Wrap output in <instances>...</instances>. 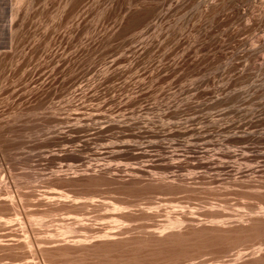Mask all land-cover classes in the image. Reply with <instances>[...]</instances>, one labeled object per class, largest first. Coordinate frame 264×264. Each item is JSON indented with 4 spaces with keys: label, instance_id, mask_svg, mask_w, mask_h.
Returning a JSON list of instances; mask_svg holds the SVG:
<instances>
[{
    "label": "rangeland",
    "instance_id": "obj_1",
    "mask_svg": "<svg viewBox=\"0 0 264 264\" xmlns=\"http://www.w3.org/2000/svg\"><path fill=\"white\" fill-rule=\"evenodd\" d=\"M155 1L0 0V264H264V0Z\"/></svg>",
    "mask_w": 264,
    "mask_h": 264
},
{
    "label": "bare ground",
    "instance_id": "obj_2",
    "mask_svg": "<svg viewBox=\"0 0 264 264\" xmlns=\"http://www.w3.org/2000/svg\"><path fill=\"white\" fill-rule=\"evenodd\" d=\"M76 1V0H75ZM157 1V0H156ZM155 1V2H156ZM164 0H158L156 3H154L155 5H152L153 7H151V10L149 11L150 12V14H153L156 10H158V8H160L161 7V5H162V2H163ZM73 2V1H72ZM75 3V2H74ZM73 3V4H74ZM183 4V3H182ZM151 5V4H150ZM74 6V5H73ZM213 6V5H212ZM72 7V6H71ZM213 8V7H212ZM135 9V8H134ZM146 9H148L149 10V8H146ZM210 9V8H209ZM145 10V9H144ZM143 10V11H144ZM71 11H72V9H71ZM141 11V10H140ZM211 11V10H210ZM213 11V10H212ZM157 12V11H156ZM129 13V12H128ZM144 13V12H143ZM146 13V12H145ZM144 13V14H145ZM132 14V13H131ZM130 14V15H131ZM137 14V13H136ZM148 14V13H147ZM155 15V14H154ZM132 16V15H131ZM139 16V15H138ZM146 16V15H145ZM141 17H142V15H141ZM148 17H150V15L148 16ZM137 18H139V17H136V19ZM145 18H147V17H145ZM126 19V18H125ZM129 19V18H128ZM125 21V20H124ZM129 21V20H128ZM147 21V20H146ZM132 22V21H131ZM131 22H129L130 24H131ZM142 22H144V21H142ZM123 23V22H122ZM84 24V23H83ZM134 24V23H133ZM121 25V24H120ZM129 24H128V22H127V25L126 26H128ZM134 25H136V24H134ZM133 26V25H132ZM122 27V26H121ZM119 28V29H121L122 30V28ZM125 27V26H124ZM118 29V30H119ZM124 29V28H123ZM126 29V28H125ZM76 30V29H75ZM81 31V30H80ZM118 32H120V31H118ZM103 105L104 104H97L96 105V108H94L93 109V111L91 112V117L92 118H96V119H98V118H101L102 116H103V113H102V108H103ZM80 114H79V112H77L76 113V116H79ZM63 195V194H62ZM52 196V195H51ZM66 197V196H65ZM68 197V196H67ZM76 203V202H75ZM83 207H84V205H85V202H84V204L83 203H80ZM81 206H79L78 207V209H80V210H83L82 209V207L80 208ZM125 207H122V206H119V205H117V204H115V203H111V209H113V210H120V211H122L121 209H124ZM69 214V213H68ZM16 218H18L17 216H16ZM215 218V217H214ZM76 220H81V218H79L78 216L75 218ZM7 220H9V219H7ZM74 221V220H73ZM72 221V222H73ZM113 221H118V219L117 218H113ZM211 221L212 222H214V223H216V222H220L221 223V220H213V219H211ZM253 221V220H252ZM183 222V219H182V217H179V216H167V219H166V224L165 225H163L162 227H161V230L163 229H173V228H176L177 226H179L181 223ZM37 223V222H36ZM76 223V222H75ZM74 225V224H73ZM80 226V225H79ZM57 227H59V229L61 230L60 232H61V234H72V233H75L76 231H77V228H75V226H72V224L71 223H68V222H63V223H61V224H59V226H57ZM78 227V226H77ZM81 228V227H80ZM157 231L155 230V228L153 229V231L152 232H150L151 234L152 233H156ZM99 233V232H98ZM101 234V233H100ZM158 233H156V235H157ZM97 235V234H96ZM108 234L105 232L104 234H101V235H99V236H107ZM112 235V234H111ZM64 236V235H63ZM76 236V235H75ZM83 236V235H82ZM84 237V236H83ZM79 242L81 241L80 239L78 240ZM78 242V243H79ZM257 249H260V247H258Z\"/></svg>",
    "mask_w": 264,
    "mask_h": 264
}]
</instances>
